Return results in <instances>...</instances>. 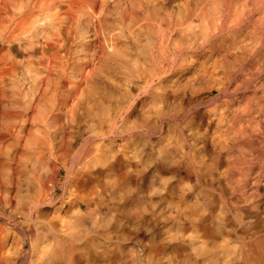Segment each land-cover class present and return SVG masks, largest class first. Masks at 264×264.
Here are the masks:
<instances>
[{
    "label": "clouds",
    "instance_id": "1",
    "mask_svg": "<svg viewBox=\"0 0 264 264\" xmlns=\"http://www.w3.org/2000/svg\"><path fill=\"white\" fill-rule=\"evenodd\" d=\"M0 264H264V0H0Z\"/></svg>",
    "mask_w": 264,
    "mask_h": 264
}]
</instances>
